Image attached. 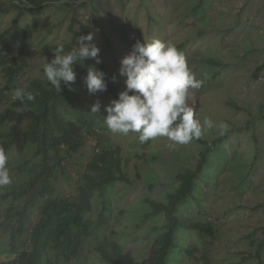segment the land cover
I'll return each mask as SVG.
<instances>
[{
	"label": "rangeland",
	"instance_id": "rangeland-1",
	"mask_svg": "<svg viewBox=\"0 0 264 264\" xmlns=\"http://www.w3.org/2000/svg\"><path fill=\"white\" fill-rule=\"evenodd\" d=\"M4 1L25 5L20 0ZM16 13L13 8L2 16L0 33L11 27ZM20 21L28 32L27 39L19 34L20 43L27 45L25 65L0 108L7 106L14 91L29 79L44 75L43 66L54 57V49L72 40L74 31L80 32L78 38L86 35L82 25L94 34L101 63L108 65L119 91L125 89L126 77L119 75L121 63L114 58L122 60L137 41L159 39L184 53L195 78L202 81L199 89L191 90L189 103L195 102L201 123L206 117L214 122L215 127L204 132L208 139L223 136V141L197 179V199L182 206L180 212L185 221L211 223L216 233L207 236L185 229L191 254L180 248L173 251L171 259L175 264H258L257 246L264 236V113L260 111L264 71L258 77L254 72L264 61V0H48L36 12L24 10ZM205 56L220 58L223 64L209 65L203 61ZM0 80H4L1 69ZM95 95L104 108L117 99L105 91ZM138 137L133 132L113 134L103 122L97 137L87 138L82 153L74 156L66 173L57 172L53 180L57 195H75L85 164L98 144L120 145L129 177L127 182L117 181L108 187L104 224L98 223L101 200L96 202L90 214L96 223L84 238L78 257L61 264H107L96 247L108 238L121 243L127 262L150 261L157 230L165 219L162 214L146 219L149 207L144 198L165 200L178 185L177 173L195 166L203 146L194 140L178 144L166 137L141 143ZM33 154L32 145L21 153L9 151L12 183L0 187V195L12 184L27 181L28 168L40 161ZM27 161V169L19 172L17 167ZM11 200L1 203L0 251L9 246L10 229L4 213ZM38 220L35 207L27 215L26 231ZM4 252V261L16 257ZM261 258L264 264V247Z\"/></svg>",
	"mask_w": 264,
	"mask_h": 264
},
{
	"label": "trees",
	"instance_id": "trees-1",
	"mask_svg": "<svg viewBox=\"0 0 264 264\" xmlns=\"http://www.w3.org/2000/svg\"><path fill=\"white\" fill-rule=\"evenodd\" d=\"M48 0H20L26 5L7 3L0 0V21L4 14L13 8L17 10L16 18L11 27L0 33V69L3 81L0 80V106L6 104L7 92L13 91L12 86L25 65L26 42L19 41L22 32L27 39L28 32L21 25L24 10L36 12ZM19 2V3H20ZM30 5L31 7H28ZM38 7V8H37ZM75 21V19H73ZM82 30L88 34V28L82 25ZM79 31H74V37L69 42L62 43L65 52L76 46ZM17 48V52H15ZM54 58V57H53ZM52 58V59H53ZM120 63V59H115ZM209 65L221 66L223 61L217 57H203ZM90 67H95L106 73L107 90L117 97L119 91L114 75L106 63L97 64L94 59L88 58L74 65L76 81L71 89L62 85L58 93L47 81L45 74L41 77L29 79L23 87L34 93V102H21L12 99L7 106L0 108V146L8 156L9 151L21 153L29 145L34 147V156L40 161L28 168L29 177L24 184H12L9 189L0 195L1 203L11 200V205L5 210L4 216L10 241L7 250L0 251L15 254L11 260L3 264H61L71 262L80 253L84 238L91 233L94 223L90 214L95 210V204L101 200V211L98 223L104 224L108 208L105 195L110 185L117 181H129L125 164L122 159V147H110L98 144L94 154L85 164V171L77 187V193L69 196H58L53 182L57 172L66 173L74 156L82 153L88 137H97V128L104 122L107 115L101 105L100 113H91V106L96 103L97 96L90 94L85 82ZM264 71V61L254 72L257 76ZM264 113V105L260 106ZM10 123L6 129L3 126ZM195 142L203 146L198 160L193 167L177 173L178 185L166 194L165 200L145 197L144 202L149 211L145 218L162 214L164 223L157 230V242L150 261L146 264H175L171 259L174 250L185 248L191 254V247L184 237L185 229L195 230L200 235L214 236V225L206 221H185L180 212L181 207L191 200L197 199L195 194L197 179L204 172L210 161V154L217 150L218 143L223 136L209 140L204 133ZM52 159L54 162L52 163ZM25 162L17 167L19 172L27 169ZM9 165V159L7 167ZM100 198V199H99ZM38 208L39 220L26 230L28 213ZM88 214V217L86 216ZM264 247V236L257 246L256 256L258 264H263L261 251ZM96 252L107 264H132L127 262L124 247L118 240L108 238L98 244ZM232 264V263H228ZM240 264V263H236Z\"/></svg>",
	"mask_w": 264,
	"mask_h": 264
},
{
	"label": "clouds",
	"instance_id": "clouds-1",
	"mask_svg": "<svg viewBox=\"0 0 264 264\" xmlns=\"http://www.w3.org/2000/svg\"><path fill=\"white\" fill-rule=\"evenodd\" d=\"M94 34L88 33L77 39L78 47L65 52L63 44L55 49L54 58L46 62L43 72L48 83L60 93L62 85L71 89L76 81L74 65L85 59L101 63L99 47ZM119 75L126 77L125 89L105 107L104 123L113 134H139L141 143L157 137H166L178 144L200 139L204 132L215 127L210 118L201 123L192 91L202 86L188 66L183 52L171 43L159 39L150 43L137 41L131 52L122 58ZM106 73L90 67L85 77L90 94L107 90ZM115 77H113V81ZM132 93V94H130ZM13 98L21 102H34L36 96L26 88H18ZM101 104L94 103L91 113H100ZM226 128V125H221ZM8 156L0 146V187L12 183L7 167Z\"/></svg>",
	"mask_w": 264,
	"mask_h": 264
},
{
	"label": "crops",
	"instance_id": "crops-1",
	"mask_svg": "<svg viewBox=\"0 0 264 264\" xmlns=\"http://www.w3.org/2000/svg\"><path fill=\"white\" fill-rule=\"evenodd\" d=\"M4 259H5V256L2 254V255L0 256V260L4 261Z\"/></svg>",
	"mask_w": 264,
	"mask_h": 264
},
{
	"label": "built area",
	"instance_id": "built-area-1",
	"mask_svg": "<svg viewBox=\"0 0 264 264\" xmlns=\"http://www.w3.org/2000/svg\"><path fill=\"white\" fill-rule=\"evenodd\" d=\"M0 264H3L2 262H0Z\"/></svg>",
	"mask_w": 264,
	"mask_h": 264
}]
</instances>
